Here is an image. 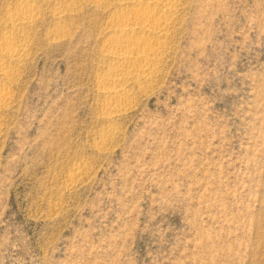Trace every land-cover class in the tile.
<instances>
[{
	"label": "rangeland",
	"instance_id": "374dc122",
	"mask_svg": "<svg viewBox=\"0 0 264 264\" xmlns=\"http://www.w3.org/2000/svg\"><path fill=\"white\" fill-rule=\"evenodd\" d=\"M98 1L0 0V264H264V0H182L113 116Z\"/></svg>",
	"mask_w": 264,
	"mask_h": 264
},
{
	"label": "bare ground",
	"instance_id": "6f19581e",
	"mask_svg": "<svg viewBox=\"0 0 264 264\" xmlns=\"http://www.w3.org/2000/svg\"><path fill=\"white\" fill-rule=\"evenodd\" d=\"M182 4V0H120L119 5L128 8L130 12L126 13L123 9L124 14L121 12L122 14L115 16L106 28L111 38L108 43L105 41V54L115 62L114 73L104 77L106 79L103 80L101 88L110 99L108 105L106 104L107 109L112 111L109 116L123 111L117 108L121 105L119 99L123 95L121 87L124 83L149 79L153 67L164 61V48L170 32L174 29L175 15ZM30 12L13 17L12 25L30 23L34 17ZM4 49L11 58H20L21 54L11 44H5ZM1 97L0 95V99Z\"/></svg>",
	"mask_w": 264,
	"mask_h": 264
}]
</instances>
